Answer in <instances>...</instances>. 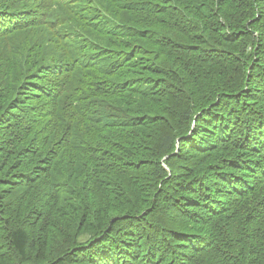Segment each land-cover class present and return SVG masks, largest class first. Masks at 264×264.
Masks as SVG:
<instances>
[{
  "label": "trees",
  "instance_id": "trees-1",
  "mask_svg": "<svg viewBox=\"0 0 264 264\" xmlns=\"http://www.w3.org/2000/svg\"><path fill=\"white\" fill-rule=\"evenodd\" d=\"M0 264H264V0H0Z\"/></svg>",
  "mask_w": 264,
  "mask_h": 264
},
{
  "label": "rangeland",
  "instance_id": "rangeland-1",
  "mask_svg": "<svg viewBox=\"0 0 264 264\" xmlns=\"http://www.w3.org/2000/svg\"><path fill=\"white\" fill-rule=\"evenodd\" d=\"M2 39H3V41H6V38H5V37H3ZM27 39H28V38H27ZM19 41H20V42H19ZM22 42H26V43H28L27 40L18 39V43H22ZM29 43L31 44V41H29ZM18 47H20V53H21L22 55H24V56L27 57V52H26V50L23 48V46H21V44H18ZM36 60H37L38 62L42 61V60H39V59H36Z\"/></svg>",
  "mask_w": 264,
  "mask_h": 264
}]
</instances>
